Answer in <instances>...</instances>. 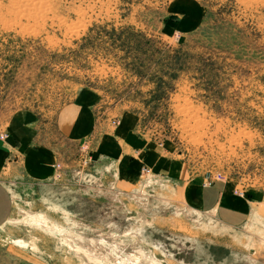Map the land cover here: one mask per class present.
I'll return each instance as SVG.
<instances>
[{"label": "rangeland", "instance_id": "374dc122", "mask_svg": "<svg viewBox=\"0 0 264 264\" xmlns=\"http://www.w3.org/2000/svg\"><path fill=\"white\" fill-rule=\"evenodd\" d=\"M81 93L112 130L132 115L181 182L235 181L253 213L226 227L151 167L120 184L60 135L52 181L10 185L0 264H264V0H0V131L31 111L55 133Z\"/></svg>", "mask_w": 264, "mask_h": 264}, {"label": "crops", "instance_id": "0c3cea01", "mask_svg": "<svg viewBox=\"0 0 264 264\" xmlns=\"http://www.w3.org/2000/svg\"><path fill=\"white\" fill-rule=\"evenodd\" d=\"M91 94L81 93L76 101L62 106L54 119L55 133L45 135L43 123L31 111L16 114L8 122V132L0 131V229L13 218L15 193L10 186L13 182L19 183V178L23 182L44 183L55 177L60 135L76 146L90 139L92 149L97 153L93 163L103 167L104 172L110 173L120 184L136 180L142 166L146 165L157 175L178 183L191 208L212 213L224 226L234 228L250 217L254 204L247 196L234 193L235 181L218 180L203 185L194 180L181 182V166L171 162L167 168L162 156L151 151L145 141L133 133L132 115H123L121 125L112 130L109 118L97 116L96 100L91 101ZM27 243H30L29 239ZM23 264L32 263L24 261Z\"/></svg>", "mask_w": 264, "mask_h": 264}, {"label": "bare ground", "instance_id": "6f19581e", "mask_svg": "<svg viewBox=\"0 0 264 264\" xmlns=\"http://www.w3.org/2000/svg\"><path fill=\"white\" fill-rule=\"evenodd\" d=\"M21 242H22V241L18 240V241H16L15 243L18 245V244H22ZM22 245H23V244H22Z\"/></svg>", "mask_w": 264, "mask_h": 264}, {"label": "built area", "instance_id": "2783aa9c", "mask_svg": "<svg viewBox=\"0 0 264 264\" xmlns=\"http://www.w3.org/2000/svg\"><path fill=\"white\" fill-rule=\"evenodd\" d=\"M2 136H5L4 134H2Z\"/></svg>", "mask_w": 264, "mask_h": 264}]
</instances>
